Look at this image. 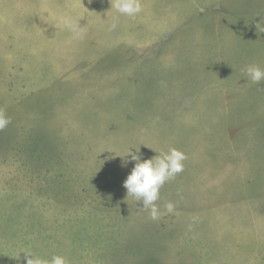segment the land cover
I'll return each instance as SVG.
<instances>
[{
  "label": "rangeland",
  "instance_id": "obj_1",
  "mask_svg": "<svg viewBox=\"0 0 264 264\" xmlns=\"http://www.w3.org/2000/svg\"><path fill=\"white\" fill-rule=\"evenodd\" d=\"M141 3L132 18L110 0H0V110L11 118L0 130V264H26V251L110 264L97 251L113 258L128 229L124 252L141 247L145 264H162L171 226L177 250H187L179 254L204 246L205 264H264V81L241 71L264 69L256 29L264 0ZM64 16L84 27L82 39L60 24ZM170 148L186 159L161 187L163 215L154 221L127 196L135 162L122 160ZM51 152L49 170L28 169L27 156L49 160ZM25 208L64 231L45 242L41 216L25 224Z\"/></svg>",
  "mask_w": 264,
  "mask_h": 264
},
{
  "label": "clouds",
  "instance_id": "obj_2",
  "mask_svg": "<svg viewBox=\"0 0 264 264\" xmlns=\"http://www.w3.org/2000/svg\"><path fill=\"white\" fill-rule=\"evenodd\" d=\"M111 10L114 9L121 15L135 18L142 11L141 0H110ZM60 24L72 32L74 38L82 39L85 35L84 27L76 18L64 16L59 21ZM117 27V22L110 25V30ZM258 33H264V21L256 23ZM247 78L254 84L264 81V69L259 65L250 64L241 69ZM11 123L3 110H0V130ZM121 157V156H120ZM122 160V165L127 166L130 162H135L130 174L124 181L127 196H132L136 201H142L143 209H150L152 220H158L163 213L159 210L156 201L160 197V189L166 181L173 179L178 173L183 171V161L186 159L185 153L170 148L167 152H159L157 156L150 159H142L141 155L130 151ZM167 213H173L175 206L172 202L165 205ZM25 253L26 264H67L66 259L60 255H53L50 259L43 258L31 252Z\"/></svg>",
  "mask_w": 264,
  "mask_h": 264
},
{
  "label": "trees",
  "instance_id": "obj_3",
  "mask_svg": "<svg viewBox=\"0 0 264 264\" xmlns=\"http://www.w3.org/2000/svg\"><path fill=\"white\" fill-rule=\"evenodd\" d=\"M44 138L50 139V137L48 136L47 133H46ZM52 147L53 146L51 145V150H52ZM22 152H23V149L20 151L19 155H21ZM17 154H18V152H17ZM51 156L52 157L49 160H44V159H42V157H39V156H35V157L34 156H27V159H26L27 161H25V162L28 165H30L28 167V169H31L34 174L35 173L40 174L42 170H44V169L49 170L50 169V163L52 161H54V159H55V155H52V152H51ZM19 157L22 158V156H19ZM33 160H34V162L38 163L39 165L38 166L35 165V167H32L31 162H33ZM57 188H60V187H57ZM52 189H53V187H52ZM59 192L64 193V198L62 199V201L65 204L64 207L72 208L73 205L77 204V202L74 201L70 197L69 193H68V195L66 194L67 190H65V188H61L59 190ZM21 212H23V214H24L23 218H26V220L24 221L25 224H27L26 222H32L39 215L41 216V217H39V219L41 220V225H39V227L37 229L39 230V235L43 236V240L45 242H48V241H46L47 239H53L55 241L56 236H57L56 234H57L58 230L61 229L62 231H64V226L58 222H57V225H55V224L54 225H46V223L43 219L44 214L42 212H39V215H38L36 210L33 209V210L28 211L26 208L24 210L21 209ZM119 216H120V219H124V220L126 219V217L121 218V216H122L121 214H119ZM93 217H94L93 221H95V215H93ZM30 218H32V220H30ZM82 218H79V219H82ZM98 221L94 222V223L98 224L99 223ZM129 221H130V219L127 218V224H130ZM66 222L67 221H64L63 223H66ZM80 224H85V223L84 222L82 223V221H80ZM74 227L75 226H71V228H74ZM169 227H170V225H169ZM169 227H168V230L166 231V233H169ZM79 229H80L79 226L76 227V229L73 231V233L78 234ZM66 230L68 231L69 228H67ZM203 231H205V230L203 229ZM75 232H78V233H75ZM129 232H130L129 229L127 230V232L124 230L123 235H121L122 240L117 239V243L119 245L116 246L117 247L116 250H112L113 258L111 257V259H110V255L106 256L105 254H103L104 251L103 252L97 251L98 257L99 258H105L106 263L110 260V262H109L110 264H145L144 260H142V259L144 258V256L148 252H145L141 247H139L138 248L139 250L136 252L131 251L130 249H128L127 252H124L125 246L130 242V239H131V237H127L124 234H127ZM170 232H173L174 235L169 233L170 235L164 236V240L162 241L161 245L165 246V250L163 249V251H159L163 254V257H164V259L162 260V264H176L177 261H180V264H205V262H203L202 259H205L206 262L211 261L210 256L207 254V252H209V251H207V248L204 246L201 248L200 252H198L196 255L191 256V257L187 256L186 254H179V253H184L187 250H185V249H182V250L178 249L177 250L174 243L179 241V236H178L179 231L176 230V228L174 226H171ZM145 239H148V238H145ZM149 239L151 240V241H149L151 243V245L156 244V241H157L156 239H154V238H153L154 240L152 238H149ZM137 241H138V239L135 241L134 245L137 243ZM178 244H180V247H181L182 244L180 242H178ZM50 245L51 244H48V246H47V249H49V250H50ZM129 245L130 244H128L127 246H129ZM118 248H120V250H118ZM136 254L139 256H137ZM149 264H155V263L152 261H149Z\"/></svg>",
  "mask_w": 264,
  "mask_h": 264
}]
</instances>
